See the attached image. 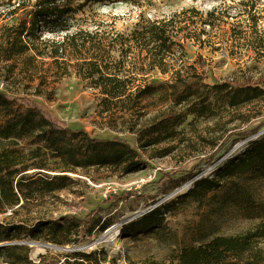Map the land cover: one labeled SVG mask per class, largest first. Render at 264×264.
Here are the masks:
<instances>
[{"label": "rangeland", "instance_id": "obj_1", "mask_svg": "<svg viewBox=\"0 0 264 264\" xmlns=\"http://www.w3.org/2000/svg\"><path fill=\"white\" fill-rule=\"evenodd\" d=\"M34 1L0 0V27L17 24ZM252 4L258 18L257 30L264 37V0H105L81 9L75 3L74 7L77 29L94 32L98 28L125 34L132 30L140 13L162 18L194 7L205 17L216 9L223 21L214 28L205 27L202 44L188 41L184 54L176 52L169 57L166 73L153 69L144 78L156 86L171 79L175 70L194 66L210 85L221 81L239 85L264 78V58L249 46L248 38L240 37V32H248L245 36L249 37L252 31L244 12V6ZM62 36L46 34L42 38L61 40ZM118 53L114 52L116 56ZM74 62L67 55L55 62L38 57L23 65L16 56L7 60L0 50V91L34 101L51 118L72 130H85L101 139L118 138L136 148V134L99 113L98 90L76 75ZM153 96L144 100L143 124L166 110ZM239 114L249 115V120L244 121ZM181 128L185 132L178 140L140 150L144 163L134 173L123 174L120 169L107 167L76 169L66 173L60 190L42 195L28 193L27 200L0 214V238H11L0 241V248L26 247V253L16 250L14 254L20 258L27 254L30 264H59L74 253L94 250H103L102 264H140L146 259L167 260L181 246L196 245L213 236H233L249 230L264 232L263 180H255L251 186L254 203L249 209L224 199L227 187L201 203L187 195L196 180L210 176L225 159L264 134V102L219 120L199 119L192 126L186 122ZM163 204L169 207L158 233L122 237L123 226ZM113 232L115 237L111 238ZM257 240L264 250V237ZM0 264L10 263L0 258Z\"/></svg>", "mask_w": 264, "mask_h": 264}, {"label": "trees", "instance_id": "obj_2", "mask_svg": "<svg viewBox=\"0 0 264 264\" xmlns=\"http://www.w3.org/2000/svg\"><path fill=\"white\" fill-rule=\"evenodd\" d=\"M103 1L35 0L17 24L0 27V50L7 60L16 56L23 65L38 57H49L53 62L67 55L74 58L76 75L98 90L99 113L113 124L121 122L129 133L136 134L137 147L118 138L101 139L85 130H72L51 118L34 101L0 91V214L27 200L28 193L42 195L60 190L66 173L76 169L107 167L120 169L123 174L134 173L144 163L139 151L178 140L185 132L181 128L184 123L192 126L199 119L219 120L264 102V78L252 84L221 81L210 85L194 66H188L175 70L171 79L156 86L145 80L153 69L166 73L169 57L176 52L184 54L188 41L202 44L205 27L214 28L223 21L216 9L208 11L205 17L194 7L162 18L140 13L128 34L102 32L98 28L94 32L77 29L74 4L81 9ZM244 7L252 31L249 37L245 36L248 32H240V37L248 38L249 46L264 58V37L257 30L255 5ZM46 34L63 36L61 40H45L42 37ZM153 94V99L161 101L166 110L143 124L144 100ZM239 116L244 121L250 117ZM255 180L264 181V134L225 159L210 176L196 180L187 195L201 203L227 187L224 199L249 209L254 203L251 186ZM168 207L163 204L152 209L123 226L120 234L127 238L158 233ZM263 237V231L251 230L233 236L217 235L196 245L181 246L167 260L146 259L140 264H264V250L257 240ZM8 239L11 238L4 236L0 241ZM16 250L27 252L26 247L0 248V258L10 264L31 263L27 254L15 256ZM102 253L103 250L74 253L59 264H102Z\"/></svg>", "mask_w": 264, "mask_h": 264}, {"label": "bare ground", "instance_id": "obj_3", "mask_svg": "<svg viewBox=\"0 0 264 264\" xmlns=\"http://www.w3.org/2000/svg\"><path fill=\"white\" fill-rule=\"evenodd\" d=\"M114 232H115V235H118L119 234V230L118 229H116ZM114 232H113V234H111V238H114L115 237Z\"/></svg>", "mask_w": 264, "mask_h": 264}]
</instances>
